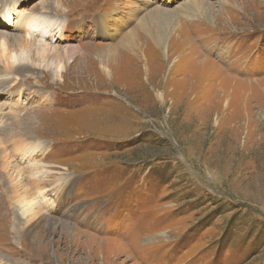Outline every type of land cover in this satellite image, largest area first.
Segmentation results:
<instances>
[{
	"label": "rangeland",
	"instance_id": "1",
	"mask_svg": "<svg viewBox=\"0 0 264 264\" xmlns=\"http://www.w3.org/2000/svg\"><path fill=\"white\" fill-rule=\"evenodd\" d=\"M0 12L11 36L25 13L52 22L50 43L71 53L61 79L37 47L11 46L28 70L0 64V141L19 127L37 144L29 167L48 172L34 220L46 230L27 241L6 229L22 220L3 193L16 173H0V264H108L89 260L99 251L264 264V0H0ZM132 32L139 55L120 49Z\"/></svg>",
	"mask_w": 264,
	"mask_h": 264
},
{
	"label": "bare ground",
	"instance_id": "2",
	"mask_svg": "<svg viewBox=\"0 0 264 264\" xmlns=\"http://www.w3.org/2000/svg\"><path fill=\"white\" fill-rule=\"evenodd\" d=\"M13 5H14L13 11H11V13L6 15V17H5V20H6L9 16V18H10V19H8L9 22L13 20V17H15V15L17 13L16 9L19 7V5L16 7V4H14V3H13ZM197 5H198V3L191 2L190 10H191V8H195ZM5 6H7V5H5ZM1 15H2V13L0 12V17H1ZM22 17H23L22 19H21V17H20V19H18L19 17L15 19L17 21V23L19 20V26L23 30V31L20 30V32H22L21 35L16 33L13 36H11V34H7L8 32L0 31V64L3 65L2 69L9 72V73H13V74H18L19 72H23L24 70H28V68L23 64V62L26 60V58L24 57V54L21 52L20 53L15 52L11 49L12 44L16 43L15 45L19 46L21 48V50H24L26 48L28 50V46L37 47L40 53L45 54L48 57L53 56L57 62L55 65L56 77L58 79H61L62 76L59 75V73L63 70V66L61 64V59L66 58V56H68L70 52L63 50V53H61L59 51V49H57V46H54L53 44H51L50 40L48 39L49 37H52L51 31L57 25L52 24V22H50V21H44L43 19H41L39 16H36V15H27L25 13ZM13 22H15V21H13ZM17 23H16L15 27H16V29H19ZM150 27H151V24L148 25V28H150ZM139 28L142 30V27L140 24H139ZM146 32H147V34H151L150 29H149V31L147 30ZM130 34H128L126 36V42L124 41V43H123V41H122L120 49L125 50L126 53L130 52L131 54L139 55L140 52H142V50H141L142 46L140 44L137 46L135 45L137 42L135 37L130 41L131 37L135 34V32H132ZM50 39H52V38H50ZM163 47H164L163 48L164 54L166 55V57L170 58L171 57L170 53H169L170 47L165 42V39L163 41ZM114 51H116L115 48H114ZM111 55H113V54H111ZM150 57H151L150 59H152L151 61L153 62V58H155L154 55H152V56L150 55ZM139 59L142 60L140 57H139ZM147 59H148L147 56L144 55V60H146V62H147ZM105 62L106 61H102L103 69H104V72L106 73V75L109 76L110 65L106 64ZM27 63H29L31 65L30 67H32V68H33V65H35V63L32 60H31V63H30V61ZM18 102H19V100H18ZM27 119L29 120V117ZM18 128H15L14 126L10 127V128L8 127L7 129H4L1 132V135L4 136V144H2L0 141V149L2 150L1 156H0V173H6V174L16 173V177H14V176H7L6 177L7 187L5 186V188H7V190L3 189V191H4L3 193L9 199V202L12 204V206L13 205L16 206L15 208H16L19 216H20V219L22 220V223H19V224L15 223L14 221L11 222L10 223L11 227L10 228L6 227V229H9L11 231V233L17 234L19 236L17 239H19L20 237H23L24 240H26V239L28 240L33 235L37 238V236L42 235L44 233V231L46 230L45 227L42 228L40 226L41 222H40L39 218H38V221L37 220L34 221V220L36 219V216L38 214H40L39 213V211H40L39 210L40 209L39 203H37L38 202L37 200H38V197L43 193V190H41V182L43 179L42 174L48 173V172H46V171L44 172V170L41 171L39 168H32V165H31V167H29L30 166L29 164L31 163L33 156H36V152H37L36 151L37 150L36 145L37 144L36 143H34V144L28 143L29 138H24L25 136H27V134L25 132H23L21 129L18 130ZM24 130L28 131L27 129H24ZM24 164H26V166L21 167V165H24ZM20 173H27L26 175H28L29 177H26L24 179L25 176H23ZM28 173H30V174L35 173V174L29 175ZM0 185H2L1 182H0ZM1 190H2V188L0 187V191ZM4 206H5V204H4ZM34 207H35V209H37V211L34 209ZM20 211H22L21 214H20ZM10 218H11V216H10ZM48 226H49L50 231H51L52 224L49 223ZM63 227H64V225H63ZM67 234L68 233L66 232L64 235L67 236ZM34 240H35V238H34ZM35 242H36V240H35ZM103 243H105V242H103ZM34 245H35V243H34ZM102 248L100 250H102ZM120 255H121V253L118 254L117 252H107L106 253L103 251H99L98 255L95 254V255H92L91 257H88V256L87 257L89 258V260L91 262H95L97 260L99 261L100 256H102L103 260L105 262H107L108 264H117V259H118L117 257H120ZM128 258H131V257L129 256Z\"/></svg>",
	"mask_w": 264,
	"mask_h": 264
}]
</instances>
